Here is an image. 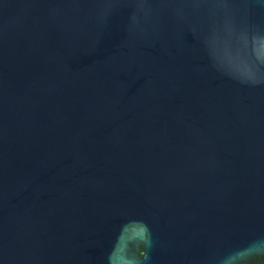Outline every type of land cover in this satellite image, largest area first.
Instances as JSON below:
<instances>
[{"label":"water","instance_id":"1","mask_svg":"<svg viewBox=\"0 0 264 264\" xmlns=\"http://www.w3.org/2000/svg\"><path fill=\"white\" fill-rule=\"evenodd\" d=\"M254 258L264 0H0V264Z\"/></svg>","mask_w":264,"mask_h":264},{"label":"trees","instance_id":"2","mask_svg":"<svg viewBox=\"0 0 264 264\" xmlns=\"http://www.w3.org/2000/svg\"><path fill=\"white\" fill-rule=\"evenodd\" d=\"M141 253V250L139 251V254ZM250 262L257 263V264H264V258H254Z\"/></svg>","mask_w":264,"mask_h":264},{"label":"flooded vegetation","instance_id":"3","mask_svg":"<svg viewBox=\"0 0 264 264\" xmlns=\"http://www.w3.org/2000/svg\"><path fill=\"white\" fill-rule=\"evenodd\" d=\"M247 264H257V263H253V262H248Z\"/></svg>","mask_w":264,"mask_h":264}]
</instances>
